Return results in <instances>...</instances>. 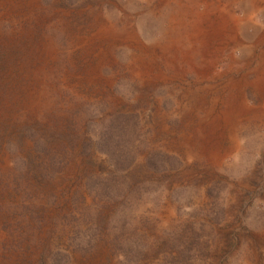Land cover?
<instances>
[{
  "label": "rangeland",
  "instance_id": "rangeland-1",
  "mask_svg": "<svg viewBox=\"0 0 264 264\" xmlns=\"http://www.w3.org/2000/svg\"><path fill=\"white\" fill-rule=\"evenodd\" d=\"M263 76L264 0H0V264H264Z\"/></svg>",
  "mask_w": 264,
  "mask_h": 264
},
{
  "label": "bare ground",
  "instance_id": "bare-ground-1",
  "mask_svg": "<svg viewBox=\"0 0 264 264\" xmlns=\"http://www.w3.org/2000/svg\"><path fill=\"white\" fill-rule=\"evenodd\" d=\"M252 2V1H251ZM3 15V14H2ZM238 25V24H237ZM191 28V27H190ZM164 32V31H163ZM208 32V31H207ZM210 34V33H209ZM160 35H162V34H160ZM168 35V34H167ZM164 36H165V34H164ZM99 37V36H98ZM176 38V37H175ZM178 38V37H177ZM101 39V38H100ZM99 39V40H100ZM180 39V38H179ZM207 40V39H206ZM161 42V41H160ZM163 42V41H162ZM184 42V41H183ZM202 42V41H201ZM177 43V42H176ZM179 43V42H178ZM203 43H205V42H203ZM162 44V43H161ZM166 44H167V41H166ZM174 44H175V42H174ZM50 45V44H49ZM53 45V44H52ZM165 46V45H164ZM159 47H160V45H159ZM47 48V47H46ZM53 48V47H52ZM49 49V48H48ZM55 49V48H54ZM209 49V48H208ZM44 50V49H43ZM178 50V49H177ZM207 50V49H206ZM163 51H165L164 49H163ZM212 51V50H211ZM166 52V51H165ZM164 53V52H163ZM168 53H170V52H168ZM50 54V53H49ZM208 55V54H207ZM192 58V57H191ZM194 58V57H193ZM207 58H209V57H207ZM99 65H100V63H99ZM263 74V73H262ZM40 75V74H39ZM261 75V74H260ZM264 77V76H263ZM260 78V77H259ZM41 81H44V80H41ZM259 86H258V90H262L263 88H264V78H261L260 80H259ZM254 83V82H253ZM44 85V84H43ZM42 85V86H43ZM47 85V84H46ZM255 86V85H254ZM257 86V85H256ZM47 87V86H46ZM47 89V88H46ZM32 90V89H31ZM40 90V89H39ZM45 92V91H44ZM260 92V91H259ZM38 93H39V91H38ZM36 94V93H35ZM261 95V94H260ZM264 95V94H263ZM35 96V95H34ZM38 96V95H37ZM37 98V97H36ZM263 98V97H262ZM31 99H32V97H31ZM33 100V99H32ZM31 100V101H32ZM28 103V102H27ZM30 104V103H29ZM38 104H40V103H38ZM241 104V103H240ZM35 105V104H34ZM33 106V105H32ZM37 107V106H36ZM235 107V106H234ZM258 107V106H257ZM253 108V107H252ZM235 109V108H234ZM261 109V108H260ZM227 110H228V108H227ZM258 110V109H257ZM215 111V110H214ZM264 111V110H263ZM226 112V111H225ZM237 113V112H236ZM258 113V112H257ZM219 115V114H218ZM217 115V116H218ZM222 115H223V113H222ZM225 115V114H224ZM226 115H228V114H226ZM231 115H234L233 113L231 114ZM263 115V114H262ZM225 117V116H224ZM213 118V117H212ZM229 118V117H228ZM240 118V117H239ZM235 119V118H234ZM214 120V119H213ZM223 120V119H222ZM232 120V119H231ZM228 121V120H227ZM233 121V120H232ZM223 122V121H222ZM217 128V127H216ZM220 131V130H219ZM215 134V133H214ZM202 140V139H201ZM212 145V144H211ZM200 146V145H199ZM198 146V147H199ZM200 148V147H199ZM204 148V147H203ZM211 151V150H210ZM200 151H198V153H199ZM204 152V151H203ZM205 153V152H204Z\"/></svg>",
  "mask_w": 264,
  "mask_h": 264
}]
</instances>
